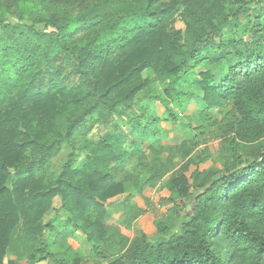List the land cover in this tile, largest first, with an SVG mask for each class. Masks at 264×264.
I'll return each instance as SVG.
<instances>
[{"label":"trees","instance_id":"16d2710c","mask_svg":"<svg viewBox=\"0 0 264 264\" xmlns=\"http://www.w3.org/2000/svg\"><path fill=\"white\" fill-rule=\"evenodd\" d=\"M158 186L169 237L109 224ZM76 231L109 264H264V0H0V264H70Z\"/></svg>","mask_w":264,"mask_h":264},{"label":"rangeland","instance_id":"374dc122","mask_svg":"<svg viewBox=\"0 0 264 264\" xmlns=\"http://www.w3.org/2000/svg\"><path fill=\"white\" fill-rule=\"evenodd\" d=\"M8 21L13 24L23 25L25 23H31L28 20H24L18 17L17 12L12 11L10 15H8ZM40 29H45L44 24L37 25ZM185 23L182 21L180 17L177 18L175 23V29L184 31ZM157 112L159 115H162L165 112V109L161 107L159 103L156 105ZM197 106L195 103H192L189 107L187 113H182L181 115L185 116L188 114L196 113ZM170 134V138L174 137V127L169 124L164 128ZM100 130L96 129L93 133L95 136L99 135ZM180 134L184 135V131L181 129ZM171 140V139H170ZM209 147L210 150L216 151L219 149V141L216 139H212L208 143H204L200 141V146L198 147L195 156H202L204 153L202 151ZM64 156H61L58 159H55V164L59 168L62 164ZM213 165L220 166L219 161L212 163L211 161L205 165H202V168H209ZM195 169V166H191L190 172ZM189 175V174H188ZM169 191L162 187L158 186L156 188H147L141 194H137L133 201L137 206L143 208L144 214L141 215L137 220L134 221L132 227L128 228L124 224H122V212L118 210L116 207H111V217L109 219V224L118 226L121 229V232L130 240H134L137 238L143 237V235H148L151 240H157L159 238L169 237L172 232V227L178 219H180V212L174 209L173 203L169 202ZM61 200L60 198H55L54 200V208H60ZM56 212L54 210L51 211L48 215L45 216L44 222H47L50 218L54 216ZM69 244L73 247V249H81L83 257L78 260H73L70 264H109V262L105 261L101 256L91 255V245L88 243L86 235L81 231H76L73 236L68 239ZM112 260V259H109ZM10 262H14V264H30L28 260L21 261L16 260L14 255H8L5 258V264H9ZM36 264H57L55 259L45 260Z\"/></svg>","mask_w":264,"mask_h":264}]
</instances>
